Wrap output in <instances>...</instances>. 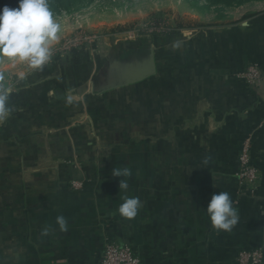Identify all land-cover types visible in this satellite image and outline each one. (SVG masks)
<instances>
[{
	"label": "crops",
	"instance_id": "crops-1",
	"mask_svg": "<svg viewBox=\"0 0 264 264\" xmlns=\"http://www.w3.org/2000/svg\"><path fill=\"white\" fill-rule=\"evenodd\" d=\"M186 35L148 57L114 50L96 69L54 66L10 96L0 122V264H97L106 240L142 264H236L241 249L264 250V88L235 77L264 68V12ZM247 137L263 183L239 197ZM124 168L130 176L112 175ZM217 192L238 202L229 232L206 212ZM125 197L141 201L132 220L118 214Z\"/></svg>",
	"mask_w": 264,
	"mask_h": 264
},
{
	"label": "rangeland",
	"instance_id": "rangeland-1",
	"mask_svg": "<svg viewBox=\"0 0 264 264\" xmlns=\"http://www.w3.org/2000/svg\"><path fill=\"white\" fill-rule=\"evenodd\" d=\"M61 24L52 58L39 71L0 59V88L17 96L55 67H97L112 51H165L169 40L200 30L229 28L264 12V0H47ZM18 3L10 8L17 7ZM187 36V35H186ZM162 53H158V56ZM10 98V97H9Z\"/></svg>",
	"mask_w": 264,
	"mask_h": 264
},
{
	"label": "clouds",
	"instance_id": "clouds-1",
	"mask_svg": "<svg viewBox=\"0 0 264 264\" xmlns=\"http://www.w3.org/2000/svg\"><path fill=\"white\" fill-rule=\"evenodd\" d=\"M61 24L55 18L47 0H18L15 8H0V59L26 62L33 70H41L52 58V46L58 39ZM10 88H0V122L10 113L8 107ZM207 160L204 161L207 164ZM113 176L128 177L129 169H114ZM119 190H127L126 179L119 180ZM141 207L139 197H125L118 214L128 220L134 219ZM211 226L216 231L229 232L238 223L237 210L228 192L212 195L206 207ZM61 232L68 230L63 216L56 218ZM48 229L42 232L47 235Z\"/></svg>",
	"mask_w": 264,
	"mask_h": 264
},
{
	"label": "built area",
	"instance_id": "built-area-1",
	"mask_svg": "<svg viewBox=\"0 0 264 264\" xmlns=\"http://www.w3.org/2000/svg\"><path fill=\"white\" fill-rule=\"evenodd\" d=\"M236 79L248 89L255 92L264 88V68L258 65H248L241 72L236 74ZM251 139L244 138L240 145L238 157V170L236 179L239 197L244 195L254 196L262 186L263 178L261 172L254 166L251 156ZM72 190L82 189V184L76 181L70 183ZM238 202H234L237 209ZM236 264H264V250L262 248H243L235 257ZM97 264H142L138 256L128 245H118L106 240L100 259Z\"/></svg>",
	"mask_w": 264,
	"mask_h": 264
},
{
	"label": "trees",
	"instance_id": "trees-1",
	"mask_svg": "<svg viewBox=\"0 0 264 264\" xmlns=\"http://www.w3.org/2000/svg\"><path fill=\"white\" fill-rule=\"evenodd\" d=\"M17 3H18V0H0V8H2L3 6L12 7Z\"/></svg>",
	"mask_w": 264,
	"mask_h": 264
},
{
	"label": "water",
	"instance_id": "water-1",
	"mask_svg": "<svg viewBox=\"0 0 264 264\" xmlns=\"http://www.w3.org/2000/svg\"><path fill=\"white\" fill-rule=\"evenodd\" d=\"M56 97H57V98H62L63 96L60 95L59 93H56Z\"/></svg>",
	"mask_w": 264,
	"mask_h": 264
}]
</instances>
